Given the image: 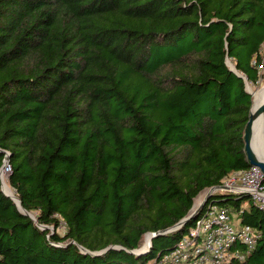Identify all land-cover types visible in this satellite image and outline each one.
Returning <instances> with one entry per match:
<instances>
[{
	"label": "trees",
	"instance_id": "1",
	"mask_svg": "<svg viewBox=\"0 0 264 264\" xmlns=\"http://www.w3.org/2000/svg\"><path fill=\"white\" fill-rule=\"evenodd\" d=\"M262 45L264 0H0V168L7 156L35 217L0 182V264H149L174 250L198 215L131 253L250 168L243 77L264 79ZM210 197L258 234L227 264H264V211L243 193Z\"/></svg>",
	"mask_w": 264,
	"mask_h": 264
},
{
	"label": "built area",
	"instance_id": "2",
	"mask_svg": "<svg viewBox=\"0 0 264 264\" xmlns=\"http://www.w3.org/2000/svg\"><path fill=\"white\" fill-rule=\"evenodd\" d=\"M9 171L6 165L2 178ZM223 185L228 188L227 192L246 194L264 211V175L258 167L233 173ZM197 217L195 225L179 239L174 250L153 264H227L233 259L244 260L254 248L256 231L239 224L238 220L235 225L225 206L208 202Z\"/></svg>",
	"mask_w": 264,
	"mask_h": 264
},
{
	"label": "water",
	"instance_id": "3",
	"mask_svg": "<svg viewBox=\"0 0 264 264\" xmlns=\"http://www.w3.org/2000/svg\"><path fill=\"white\" fill-rule=\"evenodd\" d=\"M226 65L229 67V60L228 59L226 60ZM229 69L232 70L237 76H239V77L242 76L241 74H239L238 72L235 71V68H234L233 65H232V68L229 67ZM243 79L245 81V90L252 97V103H251V107H250V111H249L248 120H247V122H246V124L244 126V133H243L244 152H245L246 159H247L250 167L251 166L258 167L261 170L262 174L264 175V155H262L260 153L259 148H258V134H259V130H258V128H256V122H257V120L259 118H262L263 121H264V99H261L260 101L255 103L254 98H253V93L248 88V86H249L248 82L246 81L245 77H243ZM263 87H264V85L261 86L260 88H263ZM6 165H8V157L7 156L4 159L3 164H2V166L0 168L1 191L3 192V194H5L6 196L10 197L14 201L16 207L18 208V210L21 213H23L25 215H28L33 221H35L34 215H32V214H30V213H28V212H26L25 210L22 209L18 197L17 198H13V196L7 194L4 191L2 170H3V168ZM208 190H209L210 194H213L214 192H217V191H220V190H222V191L228 190V188L225 185H222V186L211 187ZM210 198H211L210 195H207V197H205V199L202 201L201 206L197 210H194V203H193L189 214L185 218L180 220L173 227H171L169 229H166V230L158 231L156 233H148V234H146V236H148V244H147L146 248L144 250L139 248L138 250H134L131 253L140 255V254H143L145 251L149 250L150 247H151V240L153 238L158 237V236H162V235H165L168 232L177 230L179 227L184 225L187 222V220H190L192 217L198 215L200 213V211L203 209V207L209 202ZM40 227H42V226H40ZM79 248L83 252H87L83 247H79ZM106 249L97 251V252H95V254H101Z\"/></svg>",
	"mask_w": 264,
	"mask_h": 264
},
{
	"label": "rangeland",
	"instance_id": "4",
	"mask_svg": "<svg viewBox=\"0 0 264 264\" xmlns=\"http://www.w3.org/2000/svg\"><path fill=\"white\" fill-rule=\"evenodd\" d=\"M261 55H262V67L259 68V73L262 74L264 72V45H262V48H261ZM230 62V60H229ZM231 63V62H230ZM232 64V63H231ZM248 85L250 88H252L253 90H257V89H260L261 86L264 85V79H260L259 83L257 85H253L251 83L248 82ZM258 148H259V151L262 155H264V137L262 135V133L259 132L258 134ZM6 178V181H7V177H3V179ZM8 184V183H7ZM9 185V184H8ZM10 187V185H9ZM4 188V187H3ZM10 189L12 190V188L10 187ZM5 191V190H4ZM13 191V190H12ZM6 192V191H5ZM14 192V191H13ZM230 193H233V192H230ZM235 194V193H234ZM207 195H210L209 193V190H205L203 192H201L194 200V210H197L201 204H202V201L205 199V197H207ZM232 220H233V223L235 225H237V221H236V217L234 215H232ZM59 231L62 232L63 231V225L59 228ZM145 237L146 235L143 237L142 239V245L140 246L141 248H143V244L145 242ZM140 248V249H141ZM154 262H149V264H153Z\"/></svg>",
	"mask_w": 264,
	"mask_h": 264
},
{
	"label": "bare ground",
	"instance_id": "5",
	"mask_svg": "<svg viewBox=\"0 0 264 264\" xmlns=\"http://www.w3.org/2000/svg\"><path fill=\"white\" fill-rule=\"evenodd\" d=\"M229 67L232 68V65L230 62H229ZM248 88L253 93V98H254L255 103H257L261 99H264V87L257 89V90H253L249 86H248ZM256 128H258L259 132L262 133V135L264 137V121L262 118H259L257 120ZM3 187H4V190L6 191L7 194L13 196V198H17L15 196L14 192L10 189L9 185L7 184L6 178L3 179ZM224 191H228V190H224ZM147 244H148V236L145 237V242L143 244V248H141V249L144 250L146 248Z\"/></svg>",
	"mask_w": 264,
	"mask_h": 264
},
{
	"label": "clouds",
	"instance_id": "6",
	"mask_svg": "<svg viewBox=\"0 0 264 264\" xmlns=\"http://www.w3.org/2000/svg\"><path fill=\"white\" fill-rule=\"evenodd\" d=\"M217 192H219V191H217ZM214 193H216V192H214Z\"/></svg>",
	"mask_w": 264,
	"mask_h": 264
}]
</instances>
